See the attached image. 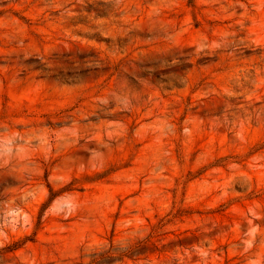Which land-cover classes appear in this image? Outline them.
Segmentation results:
<instances>
[{
  "label": "rangeland",
  "instance_id": "obj_1",
  "mask_svg": "<svg viewBox=\"0 0 264 264\" xmlns=\"http://www.w3.org/2000/svg\"><path fill=\"white\" fill-rule=\"evenodd\" d=\"M0 264H264V0H0Z\"/></svg>",
  "mask_w": 264,
  "mask_h": 264
}]
</instances>
